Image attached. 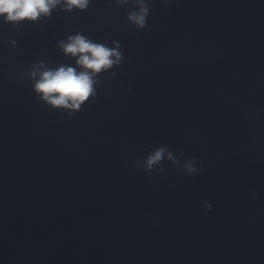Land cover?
Returning <instances> with one entry per match:
<instances>
[{
  "label": "water",
  "instance_id": "obj_1",
  "mask_svg": "<svg viewBox=\"0 0 264 264\" xmlns=\"http://www.w3.org/2000/svg\"><path fill=\"white\" fill-rule=\"evenodd\" d=\"M146 3L0 21V264H264V0ZM78 31L125 58L69 115L28 74Z\"/></svg>",
  "mask_w": 264,
  "mask_h": 264
},
{
  "label": "clouds",
  "instance_id": "obj_2",
  "mask_svg": "<svg viewBox=\"0 0 264 264\" xmlns=\"http://www.w3.org/2000/svg\"><path fill=\"white\" fill-rule=\"evenodd\" d=\"M117 6L128 3V0H114ZM175 2V0H173ZM92 0H0V21L18 26L23 22L37 23L50 19L56 10L64 12L88 9ZM136 8L131 9L126 20L143 30L147 25L150 8L146 0H135ZM15 47V41H11ZM110 47L100 41L91 39L82 32L70 34L66 39L57 42V48L73 63L49 67L43 61L32 65L29 78L32 90L39 100L53 109L68 110L72 115L79 111L90 97L96 96V85L100 83L99 74L108 72L119 66L125 58L120 51L118 41ZM114 74V73H113ZM166 148H158L151 152L144 161L146 172L162 160ZM169 158L171 154L169 153ZM188 173L199 171L191 163L185 165ZM205 210H211V204H204Z\"/></svg>",
  "mask_w": 264,
  "mask_h": 264
}]
</instances>
